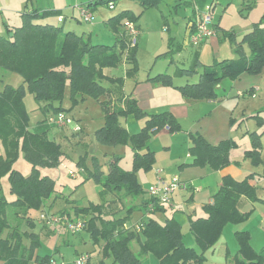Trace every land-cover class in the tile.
Masks as SVG:
<instances>
[{"label":"trees","instance_id":"1","mask_svg":"<svg viewBox=\"0 0 264 264\" xmlns=\"http://www.w3.org/2000/svg\"><path fill=\"white\" fill-rule=\"evenodd\" d=\"M117 1L93 0L85 6L91 10L100 5H114ZM138 1L146 9V4L156 5L159 0ZM254 4L255 0H243L242 11L248 12ZM49 16L56 17L59 23L63 21L59 11L29 10L21 14L19 26L5 25V33L0 34V69L20 75L35 101L42 104L44 112L67 114L86 98L99 100L106 96L108 89L103 81L107 77L102 72L105 68H116L125 62L129 67L128 73L137 72V46H131L130 37L123 30L125 20L133 23L137 20L130 12L123 11L110 18L108 27L115 37L110 46L93 45L74 32H63L58 25L40 22ZM59 17H62V21L58 20ZM224 35L234 45L237 59L223 60L205 67L197 82L176 87L183 97L213 100L221 80L243 73L257 75L264 71V13L239 42L234 32L224 31ZM245 46L249 56L244 51ZM194 66L197 67L198 63ZM194 72L192 68L180 70L179 74ZM148 81L173 86L172 77L167 74L156 75L148 78ZM66 89L69 92V109L61 106ZM24 93V86L15 88L4 85L0 90V144L4 150V154L0 155V178L6 176L10 193L15 197L13 201H6L0 194V264H34L51 258L39 257L37 254V234L28 231L21 233L9 223L10 218H24L27 228H33L30 211L44 210L53 194L54 184L50 177L39 174V167L58 165L63 155L61 146L47 136L51 127L47 119L38 122L36 130H29V117L22 101ZM101 106L104 124L95 132L96 142L103 146H129L134 152L132 170L124 171L113 164L104 176L95 164L90 177L102 187V193L114 195L122 203L121 198L137 197L142 193V186L136 178L137 171L142 169L147 173L153 168L154 154L147 148L150 138L163 129L170 133L178 132L180 125L167 112L146 114L133 99L127 100L123 109L111 106L108 102ZM128 115L145 120L139 132L129 134L120 124L119 117ZM191 141L192 165L209 164L213 169H222L230 163L228 155L232 143L222 141L218 145H211L196 134L191 135ZM252 147L254 150L247 153L249 156L259 153L258 139L252 141ZM19 152L23 153L31 166L30 174L26 177L13 169ZM241 197L256 200L248 180L225 178L220 190L213 196L212 204L204 207L206 216L190 221L189 231L198 250L186 246L180 224L173 218H167L164 223L147 218L142 221L143 228L136 232L127 225L134 210L132 206L126 210L125 216L115 218L114 215L108 221L102 219V214L105 206L113 207L111 203L93 204L89 208L73 207V210L76 218L82 217L84 220L85 229L94 242H103L101 259L95 264H141L142 256L146 254H152L157 260L156 264H206L204 253L214 247L223 228L249 218V213L243 214L238 210ZM149 202L146 199L141 204L146 208ZM112 203L117 202L114 200ZM163 207L155 206L154 211ZM4 232L7 233L4 235ZM235 238L239 248L232 258L233 264H264V248L256 252L250 245L248 232H236ZM133 241L139 244L140 256L135 255L130 248ZM86 263L89 264V257Z\"/></svg>","mask_w":264,"mask_h":264},{"label":"rangeland","instance_id":"2","mask_svg":"<svg viewBox=\"0 0 264 264\" xmlns=\"http://www.w3.org/2000/svg\"><path fill=\"white\" fill-rule=\"evenodd\" d=\"M241 2L242 0H159L156 5L148 6L146 4V9H143V13L136 20L140 27V35L136 47L139 71L141 70L142 73L145 72L146 74V70L153 67L154 70H164L162 72H168L169 74L174 72L178 66H175L174 63L170 64V59L174 58L176 61L178 60L180 62L181 59L179 58V55L175 57L176 53H170V56L163 57L161 54L170 49L174 51L176 42H180L183 37L184 29L188 23V19L186 18L193 15V13L196 14L198 18L203 16L209 10L213 24L217 23L226 31L235 32L237 41L239 42L240 36L250 31L253 27V23L258 22L264 13V0H255L254 7L248 12L241 10L243 9V7H241ZM142 7L143 5L138 0H119L113 5V9L104 6L89 11L91 14L90 22H85L79 11H77L78 13L76 12L74 17L68 15L63 23H59L54 16L46 17L40 22L43 24L51 23L58 25L62 28L63 32L69 30L68 23L71 22L74 23L76 26L75 30L79 33L83 31L81 28L91 25L90 27L92 28L94 36H97L98 38L104 36L105 38H108L105 40L111 42V32L109 29L105 28L101 22V15L106 17L109 14L118 13L123 9H130L133 13L138 14ZM3 14L4 13L1 15ZM4 15L5 17H9V15ZM13 18L15 17H10V20H14ZM221 34L219 36L220 44L223 50L226 49L227 52H230L233 44H230L228 39L223 38ZM172 38H174L175 43L173 47H169L168 44ZM104 44L111 45L112 43ZM232 51V57L229 58H236L237 55H235L233 47ZM245 51L247 54L249 53L246 46ZM187 52L189 53L190 51L187 50ZM208 52L211 53L210 50H208ZM211 56H209V60H211ZM184 63L186 64V61ZM190 63L189 60L188 66ZM117 68L120 70L123 66L120 65ZM113 71L116 70H110V72ZM247 77L249 79H255L258 78L259 75L249 76L248 74ZM191 78H188L189 82H191L192 79L194 80L195 77ZM184 80V77H175V82H182ZM104 84L108 87L107 83ZM4 85H10L15 88L24 86L25 93L22 101L28 113V127L30 131L37 129L38 122L44 119L48 120L54 116L51 111L44 112L41 109L42 104L35 101L32 92L23 82L20 75L5 72L0 69V90ZM246 94L247 93H244L245 96L243 97L249 96ZM61 106L63 108L70 107L68 89H66ZM67 116L71 119L70 125L65 126L64 129L56 135H53L54 133H52V131L49 132V136L51 138L54 137V140L62 146L61 151L64 155H62L60 163L55 166L46 165L44 167H39V174L41 176H48L54 181L53 194L47 201V204L42 211L43 213L38 210L30 211L29 215L34 225L31 230L27 228L24 218H20V220L10 218L9 221L12 228H18L17 230L21 233L28 231L29 233H35L38 235L39 246L36 249V252L39 257L51 256L59 264H75L80 258L89 257V264L97 263L101 259L100 249L103 243L102 241L95 243L87 233V229L72 234L66 227L60 224H46L45 222H41L40 215L47 214L51 216L54 214H65L69 215L71 219H74L76 217L74 215L73 207L89 208L93 204L107 205L108 203H111V206L113 207L108 208L105 206L102 219L106 221L113 218L114 215L115 218L122 217L129 206L134 208L129 223L127 224L128 227L138 222L145 221L147 218H153L160 223H164L167 218L175 217L180 221L181 230L184 235L183 240L186 246L198 250L192 235L188 230L189 224L187 214L192 211L191 202L196 201V203H198L199 201V193L202 188L201 185L198 186L196 183L186 182L188 184L187 190L191 188L192 193L196 198L188 203L186 202V199L184 201H178L177 199V207L175 210H170L166 205V210L164 212L154 211L146 216L145 214L147 213V210L141 204L143 200L149 199L147 192L149 187L156 182L155 171L157 169L161 170L160 177L167 181H170L175 174L180 178L183 176L181 173L183 171H186L187 174H191L192 177L197 176V173H199L198 171H201L198 167H189L182 164L190 161L188 146H185L183 143L184 139H187L186 136L182 133L174 135L168 134V136H163L158 140H152L150 147L155 151V165L153 169L147 173L142 169H139L136 173L137 181L142 186V193L137 197L125 196L122 199L121 197L123 196H121L119 198H121L122 203H120L115 196L108 193H102V187L92 176L90 177L89 170H92L93 158H95L104 176L108 173L113 164H116L122 170L131 171L133 156L132 149L126 145L103 146L95 141L93 135L94 131L100 128L103 123V115L95 99L87 98V101L84 104L77 106L73 110L72 115L67 114ZM77 118L83 121L82 124L87 132L85 135L83 134L82 125ZM120 123L122 125L127 124L129 130H133L138 124L142 125L143 121H138L131 117H121ZM76 126H79L82 130L81 132H78L77 135L75 134L76 132L73 131ZM262 141L264 142V137ZM166 145H169L170 147L172 146L171 149L173 150L174 155L179 156V159L175 161L174 157L171 156L172 153ZM3 154L4 150L0 144V155ZM13 169L20 171L25 177L30 174L31 166L26 161L22 152H19L18 158L13 164ZM0 194L6 201H13L15 199L10 193L6 176L0 178ZM258 194L262 195V197L264 196V186L263 189L258 190ZM114 200H116L117 203H112ZM260 209H263L262 206H259V208L256 209L248 222L239 225L228 224L223 228L220 238L215 243V251L205 252L207 264H228L225 256L226 253L229 255L228 258H230V264H233L232 258L238 250L235 230L243 225L248 224V226L260 227V231L254 236L253 245L256 251L261 250L264 246V217L261 213L263 210L260 211ZM198 210L200 211V209ZM201 212L203 213V211ZM78 218L81 219L82 217ZM6 233L7 232H4V235ZM253 234H255V231ZM25 242H27V239H25ZM130 248L135 255L140 256L139 244L136 241L131 242ZM141 260V264L157 263L156 258L152 254L142 256Z\"/></svg>","mask_w":264,"mask_h":264},{"label":"crops","instance_id":"3","mask_svg":"<svg viewBox=\"0 0 264 264\" xmlns=\"http://www.w3.org/2000/svg\"><path fill=\"white\" fill-rule=\"evenodd\" d=\"M90 1L93 0H0V15L2 13L9 15V17H5V15L3 14L0 17V34L5 33L6 31L5 25L7 26L20 25L21 23L20 18L22 11L23 12L29 10L59 11L62 13V17H63L62 23H63L68 15L70 17L72 16L74 17L76 15V12L79 11V7L81 6L84 7ZM241 4H242L241 7H243V0ZM104 6L100 5L94 7L91 9V11ZM123 11L130 12L131 16H135L138 19V17L143 13V8H141L138 14L133 13L130 9H123L118 13H112L107 15L106 17L104 15H101L102 16L100 18L101 22L103 23L105 28L109 29V31L111 32L110 34L111 42H109V40H105L108 38H105L104 36H102L103 38L102 37L98 38L97 36H94L92 28L90 27L91 25L88 27L81 28L83 31L79 33L75 30L76 26L74 25V23L69 22L68 23L69 31L74 32L79 36H83L84 39H88L93 45L110 46L109 44H104V43L113 44L115 41L114 34L108 27L109 25L108 22L110 18ZM13 16L15 17L13 18L14 20H10V17ZM186 19H188V23L186 25V28L184 29V34L183 37L181 38V41L176 42L175 46H174L175 43L174 38L170 39L169 41L168 45L169 47L174 46V51L170 49L161 54L163 57L170 56V53L171 54L176 53L175 57L179 55V58L181 59L180 62L178 60L176 61L174 58L170 59V64L174 63L175 66H178L172 74H169L168 72H162L164 70H154L153 67L146 70V74L145 72L142 73L141 70L139 71L138 68L137 54H136L137 72L135 74L127 72V69L129 67L126 65L125 62L120 64L123 66V68L122 69L120 68V70L119 68H117L118 66L116 68L103 69L102 71L103 75L107 77V79L103 81V84L107 83L108 87L106 86L105 87L108 89V94L106 96L101 97L99 100H96L103 115L102 125L104 124V112L102 110L101 104L104 102H108L111 106H114L116 108L119 107L123 109L125 102L127 100L133 99L136 101L138 108L148 115L167 112L170 113L172 116H174V118L179 122L180 131L175 133H170L167 129L161 130L160 132L154 134L150 138L147 148L149 151H151L154 154V164H153L154 167L155 151L150 147L152 140H158L163 136H168V134L174 135V134L182 133L186 136L187 139L186 140L184 139L183 143L185 144V146H188L190 161L182 164H185V166H189V167H198L201 169V171H198L199 173H197V176L192 177L191 174H187L186 171L182 170L183 172L181 173L183 174V176H181L180 179L181 181L196 183L198 184V186L201 185L202 188H201V192L199 193L200 198L198 203H196V201H192L196 197L192 193V189L189 188V190H187L188 189L187 187L186 190L175 192L172 197V205L167 207L170 208V210H175L177 207L176 205L177 199L178 201L180 200L184 201L186 199L187 203L192 201L191 202L192 211H190L187 214L189 227L191 220L203 218L206 216L204 207L212 204L213 196L220 190L222 186V182L225 178H231L235 181H243L247 179L248 184L254 189V193L256 196L255 201H252L246 197H241L238 202V210L240 211V213L250 214L249 218L245 221V223L248 222V220L254 214L256 209L259 208V206H262L263 208L260 209V211L263 210L261 211V213L262 216L264 217V196L262 197V195L258 194V190L263 189L264 186V142L262 141L264 137V83H263L264 71H262L260 74H257L259 75V77L255 79H249L247 77L248 74L243 73L237 77L225 78L221 80L218 86L216 87L217 96L213 100H192L183 97L180 91L176 87L197 82L200 74L203 72V69L205 67L212 66L214 63L219 61L237 59L236 56H235L236 58H229L232 57L231 52H233L232 47L234 48V45H232L230 52L229 51L227 52L226 49L223 50L220 44L221 42L219 36L222 33L221 36H223V38L228 39V37L224 35V31L226 30L221 28L217 23H214L216 29V34L214 36L204 40L198 46L189 45L186 41V38L191 30L193 23H195V21L198 18L197 15L193 13V15L188 16ZM135 23L137 28L140 30V27L136 21ZM244 34L240 36L239 41L241 40ZM228 41L230 42L229 39ZM230 44L232 43L230 42ZM187 50L190 52L188 53ZM208 50H210L211 53H209ZM244 51H245V47H244ZM246 55L249 56V53L248 54L246 53ZM209 56H211L212 61L209 60ZM189 60L191 63L188 66ZM185 61L186 64L184 63ZM196 63H198L197 67L194 66ZM192 68H194L195 70V72L192 74H188V75L179 74L180 70H189ZM112 69L116 71L110 72V70ZM159 74L170 75L172 77L173 86H163L161 84L148 81V78L154 77ZM250 75L251 74H249V76ZM176 76L184 77L185 80L182 82L181 81L175 82ZM189 77L190 78L195 77V78L194 80L191 78L192 81L189 82L188 79ZM109 79H113L114 81H116V79L118 80L114 82ZM254 88H257L254 98H251L249 96L243 97L245 96L244 93H248ZM86 101L87 98L82 102H80L77 106L84 104ZM77 106H75L67 114L72 115L73 110ZM69 108H65V109H69ZM122 117L125 118L131 117L133 119H136L132 115L122 116ZM120 118L121 117H119V122H120ZM136 120L143 121V124L142 125L138 124L133 128V130H129L127 124L126 125H122L121 123L120 124L126 129V131L129 134H135L139 132V130L142 128L145 122L144 119H136ZM79 121L82 125L83 134L85 135V133L87 132L82 124L83 121L82 120ZM63 129L64 127H56V126L49 127L47 132L48 138L61 146L60 143L54 140V137L51 138L49 136L50 134L49 132L52 131V133H54L53 135H56L60 133L61 130ZM98 129L94 131L93 134L94 139H95V132ZM75 134L77 135V133ZM192 134L202 136L204 140H206L211 145H218L222 141H228L232 143L228 155L230 163L222 169H213L209 164H205L201 166L192 165L193 157L190 154V148L192 146V141H191ZM256 139H258L260 145L259 153L257 154L254 153V155L249 156L247 153L254 150V148L252 147V141ZM166 147L169 148L170 152L172 153L171 156L174 157L175 161L179 159V156L174 155V152L171 149L172 146L170 147L169 145H166ZM93 159L94 161H93L92 170L94 169L95 164L98 167H100L97 160L95 158ZM132 160H133V156H132ZM92 170L89 171L91 172ZM198 209H200V211ZM165 210L166 208L163 207L161 210L158 211L164 212ZM201 211H203V213ZM123 216H125V213L123 214ZM171 218L175 219L180 224V221L178 219H176L175 217H171ZM242 223L244 224V222ZM254 231L255 234H253ZM258 231H260L259 226L258 227L248 226L247 224L235 230V233L248 232L250 235V245L255 250L253 241H254V236L257 234ZM263 248L264 246L261 249ZM207 251L214 252L215 245L213 248ZM225 256L227 259V263L230 264V258H228L229 257L228 253H226ZM204 257L206 258L205 253H204ZM206 264H207V258H206Z\"/></svg>","mask_w":264,"mask_h":264},{"label":"built area","instance_id":"4","mask_svg":"<svg viewBox=\"0 0 264 264\" xmlns=\"http://www.w3.org/2000/svg\"><path fill=\"white\" fill-rule=\"evenodd\" d=\"M109 9H113V4H108L107 6ZM90 8L79 7V13L81 17L84 19L85 22H90L91 14ZM59 21H62V17L58 18ZM123 28L126 34L130 37L131 46H137L138 37L140 35L139 29L136 27V24L125 20ZM216 34L214 29V24L211 15L206 12L203 16L198 17V19L193 23L189 34L187 35L186 41L189 45L198 46L204 40L212 37ZM257 88L252 89L247 93L251 98L255 97V93ZM48 123L51 126L56 127H65L71 124V119L68 118L66 113L60 112L52 116L48 119ZM74 132L78 133L81 131L79 126H76L73 129ZM156 175V182L154 185L149 187L147 192L150 202L146 205L147 213L145 214L148 216L150 213L154 212L155 206H171L172 205V197L175 192L186 190L188 184L186 182L181 181L178 175H174L170 181L165 180L164 178L160 177L161 170L157 169L155 171ZM73 176V175H71ZM43 213V212H42ZM40 221L45 222L46 224H60L66 227L72 234L78 233L83 231L86 227L84 220L76 218L71 219L68 215L61 214V215H47L41 214ZM143 228V222H138L133 224L129 227L136 232H139ZM88 258H80L75 262V264H85ZM34 264H59L54 258H50L45 262H38Z\"/></svg>","mask_w":264,"mask_h":264},{"label":"water","instance_id":"5","mask_svg":"<svg viewBox=\"0 0 264 264\" xmlns=\"http://www.w3.org/2000/svg\"><path fill=\"white\" fill-rule=\"evenodd\" d=\"M12 36V34H10V37Z\"/></svg>","mask_w":264,"mask_h":264}]
</instances>
